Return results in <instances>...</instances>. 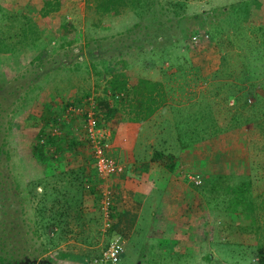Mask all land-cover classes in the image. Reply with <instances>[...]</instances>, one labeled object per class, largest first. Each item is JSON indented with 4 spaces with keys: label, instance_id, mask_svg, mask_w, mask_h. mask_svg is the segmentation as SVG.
<instances>
[{
    "label": "rangeland",
    "instance_id": "374dc122",
    "mask_svg": "<svg viewBox=\"0 0 264 264\" xmlns=\"http://www.w3.org/2000/svg\"><path fill=\"white\" fill-rule=\"evenodd\" d=\"M42 1L0 0V264H258L262 209L249 226L223 210L209 183L218 173L247 175L252 194L264 196V0H188L187 17L166 13L171 19L154 5L148 27L135 24L128 6L101 14L95 0H59L47 22ZM22 13L36 23L35 42L20 32ZM114 72L164 84L167 101L155 122L144 120L151 138L143 148L162 152L154 161L165 179L195 192L189 234L158 206L151 218L146 208L129 219L116 199V174L104 180L96 172L84 115L69 105L95 111ZM177 108L187 117L181 129L193 128L185 136L194 142L183 147ZM97 116L110 142L111 122L127 114L107 124ZM48 126L56 138L41 161L32 151ZM105 187L113 191L107 209ZM113 239L124 248L116 262L103 258Z\"/></svg>",
    "mask_w": 264,
    "mask_h": 264
},
{
    "label": "trees",
    "instance_id": "16d2710c",
    "mask_svg": "<svg viewBox=\"0 0 264 264\" xmlns=\"http://www.w3.org/2000/svg\"><path fill=\"white\" fill-rule=\"evenodd\" d=\"M95 2V8L101 14L118 13L122 6H128L139 18V21L135 22V24L138 25L140 21H143V25L145 24L146 27L149 26L147 12L150 10L154 13L156 12L153 8L154 5L158 7L159 11L157 13L165 14L167 18L169 15L166 13L170 12L176 18H181L182 16L187 17L184 11L187 8L188 0H95ZM59 4V0H43L39 7L40 15L47 22L50 21L48 17L49 13L58 10ZM153 16L158 17L157 14ZM22 17L24 19V27L21 26L20 32L25 34L27 31H30L32 41L35 42L40 36L37 32L38 28L36 27V23L27 14L22 15ZM196 17L197 15L193 16L194 19ZM158 20L161 22L159 18ZM200 20L203 22V14H201ZM197 30L198 28L192 27L188 29V33H193ZM7 48L4 43L3 46L1 44V51ZM106 82L107 85L104 87V95L96 96L95 102H93L96 115H99L105 124L110 123L115 117L122 116L123 112L127 114V116L120 117L123 120L144 121L152 116L160 107L165 105L167 101L166 89L160 80H152L136 75L130 76L124 72H114ZM66 105H68V102ZM183 117L187 120V117L183 115L182 109L177 108L175 125L178 129V134L176 136L180 140L181 147L194 142V139L185 136L187 131L193 128L183 129L182 127L181 129L180 125L182 124ZM54 121L60 124L59 120L54 119ZM49 126L46 131H40V142L35 144L32 151L36 158L41 161L45 158L47 159L46 153H48L49 146L54 144L56 138L51 133V127ZM194 128L196 129V126ZM50 153L52 154L51 151ZM160 154L162 155V152L155 150L152 155V160H155L156 156ZM211 182L209 183L211 191L213 193L215 192L216 195L220 194V199H223V203L225 202L223 204V210L225 212L239 213L243 218L250 220L247 225H253L256 228L258 220L257 212L259 211L257 207L261 208L264 213V196L261 199L257 197L259 195L255 196L252 194L253 189L250 177L247 175L234 176L218 173ZM216 195L214 194V197ZM257 200L258 202H256ZM255 246L258 264H264V243L259 242Z\"/></svg>",
    "mask_w": 264,
    "mask_h": 264
},
{
    "label": "crops",
    "instance_id": "0c3cea01",
    "mask_svg": "<svg viewBox=\"0 0 264 264\" xmlns=\"http://www.w3.org/2000/svg\"><path fill=\"white\" fill-rule=\"evenodd\" d=\"M154 116H151L153 122L156 119ZM145 121L114 119L111 122L113 131L108 142L110 153L122 160L124 166L123 171L114 176L118 193L116 199L130 212L129 219L135 212L139 216L142 211L144 216L146 208L151 218L158 206L164 219L181 226L179 234L185 235V231L189 234V227L197 213L195 192L183 181L164 178L159 162L152 160L153 153L144 149V140L151 138L146 137Z\"/></svg>",
    "mask_w": 264,
    "mask_h": 264
},
{
    "label": "built area",
    "instance_id": "2783aa9c",
    "mask_svg": "<svg viewBox=\"0 0 264 264\" xmlns=\"http://www.w3.org/2000/svg\"><path fill=\"white\" fill-rule=\"evenodd\" d=\"M191 40L195 43L199 40L197 33H194L191 36ZM69 109L76 110L84 115L83 130L88 145L91 148L92 160L98 176L106 180L110 176L121 172L124 166L119 159L112 156L108 152V131L105 127L100 125L99 118L95 111H93V109H89L88 107H76L72 105H69ZM56 132L57 128L54 126L51 129V133L54 134ZM191 178L195 184H200L202 182V178L199 174H195ZM86 186L89 187V184L86 183ZM112 195V189L110 187H105L102 191L101 207L107 209L110 206L112 203ZM123 250L124 248L120 241L118 239H113L103 251V258L110 262H116L119 260Z\"/></svg>",
    "mask_w": 264,
    "mask_h": 264
}]
</instances>
